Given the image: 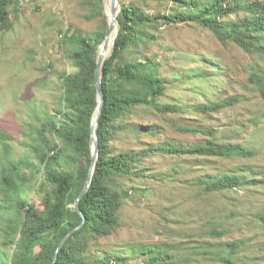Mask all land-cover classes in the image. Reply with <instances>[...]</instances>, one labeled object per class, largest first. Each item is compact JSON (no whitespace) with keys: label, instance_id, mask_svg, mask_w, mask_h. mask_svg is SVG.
Instances as JSON below:
<instances>
[{"label":"rangeland","instance_id":"374dc122","mask_svg":"<svg viewBox=\"0 0 264 264\" xmlns=\"http://www.w3.org/2000/svg\"><path fill=\"white\" fill-rule=\"evenodd\" d=\"M189 1L119 0L117 11L124 5L152 20L131 23L132 39L122 58L141 64L139 74L155 80L160 92L113 127L107 156L130 154L139 160L105 182L107 192L117 194L115 220L87 242L81 256L89 263L264 264V101L252 81L255 75L264 81V50L258 49L264 40L256 39L246 52L197 23L159 19L189 14L194 9ZM6 10L11 27L0 29V264H12L16 247L9 240L14 231L19 238L29 209L43 214L40 149L45 148L38 130L64 120L63 77L76 71L75 45L64 35L81 34L98 54L108 34L104 0H15ZM249 16L241 10L218 23L232 26ZM230 98L237 100L230 107L203 109ZM162 107L175 111L159 112ZM47 137L66 156V168L80 164L58 138ZM209 143L238 145L255 155L166 151ZM224 175L240 177L244 185L207 192L198 183ZM156 254L168 257L155 263Z\"/></svg>","mask_w":264,"mask_h":264},{"label":"trees","instance_id":"16d2710c","mask_svg":"<svg viewBox=\"0 0 264 264\" xmlns=\"http://www.w3.org/2000/svg\"><path fill=\"white\" fill-rule=\"evenodd\" d=\"M14 2L15 0H0L1 30H8L11 27L6 8ZM186 5L194 7L189 14H184L180 18L163 16L159 19L172 24L197 23L213 32L222 43L232 40L246 52L252 50L256 39L264 40V3L243 5L238 1L229 3L224 0H215L201 4L198 0H191ZM241 10L251 16L245 17L232 26L230 24L223 26L218 23V19ZM151 21L137 15L134 10L124 5L121 6L117 15L119 29L114 47L101 69L104 103L97 129L98 158L89 189L78 203L81 214L74 208V204L83 190L91 162L90 125L97 107L95 77L97 46L79 33L64 35L67 42L75 45L72 61L76 71L63 77V100L66 109L64 120L59 123H45L38 130V136L45 148L40 149L44 162L45 186L41 188L43 214L40 215L29 209L18 239L15 236L17 232H13L9 240V243L15 244L16 247L12 264H105L102 261L89 263L81 256V253L96 233L109 227L115 220L117 194L107 192L106 180L113 173H123L129 163L139 160L137 155L130 154L118 155L114 158L107 156V145L113 127L117 120L123 118L130 109L146 103L149 95L160 92L155 80L139 74L141 64H126L122 58L132 39L131 23L144 25ZM243 27L247 30H242ZM256 34H260L259 37H256ZM258 49L264 50V46ZM112 74L114 77L111 76ZM252 81L264 101L263 79L255 75ZM236 101L235 98H230L218 104L204 106L203 109L214 112L230 107ZM158 111L174 112L175 108L162 107ZM193 131L203 135L211 134L205 130ZM47 133L58 138L65 146L66 152H72L79 157L80 164L76 168H66V156H63L57 146L51 147ZM166 151L172 154L215 158L235 156L250 158L255 155L254 151L238 145L214 143ZM198 183L207 192L233 190L244 185L240 177L232 175L201 178ZM62 241L63 244L57 252ZM36 249H38L37 253ZM56 252L57 257L54 262ZM166 257L168 256L156 254L152 260L156 263Z\"/></svg>","mask_w":264,"mask_h":264},{"label":"water","instance_id":"95a60500","mask_svg":"<svg viewBox=\"0 0 264 264\" xmlns=\"http://www.w3.org/2000/svg\"><path fill=\"white\" fill-rule=\"evenodd\" d=\"M117 6H119V0H111L109 12L106 10V16H107V20H108V34H107L106 38L104 39L103 44L101 45V47L99 49V52L97 54V58H96L95 77H96L97 107H96V110H95V112L93 114V117H92V120H91V125H90L91 162H90V165H89V169H88V173H87V177H86V180H85V184H84L83 190L81 191V193L77 197V199L75 201V204H74V208L80 214H81V212L79 210L78 203H79V200L84 196V194L89 189V186H90L92 178H93V174L95 172L97 158H98V135H97V129H98L99 117H100V114H101V111H102V107H103V103H104L103 90H102V87H101V69H102V66H103V63H104L105 59L111 54V52L113 50L114 43H115V38H116L117 33H118L117 15H118L119 11H117V9H116ZM113 32H114L113 41L111 43V46H110L107 54L105 55V53L107 51L108 37ZM63 241L59 244L57 252L61 248V246L63 244ZM57 252H56V255H55V258H54V262H55L56 257H57Z\"/></svg>","mask_w":264,"mask_h":264},{"label":"bare ground","instance_id":"6f19581e","mask_svg":"<svg viewBox=\"0 0 264 264\" xmlns=\"http://www.w3.org/2000/svg\"><path fill=\"white\" fill-rule=\"evenodd\" d=\"M110 3H111V0H104V4H105L106 10H107L108 12H109V10H110ZM113 38H114V32L111 33V34L109 35V37H108V45H107V51H106L105 55L107 54V52H108V50H109V48H110V46H111V43H112V41H113Z\"/></svg>","mask_w":264,"mask_h":264}]
</instances>
